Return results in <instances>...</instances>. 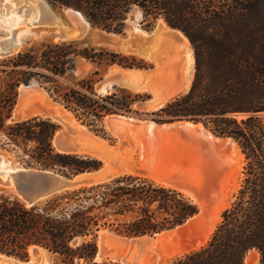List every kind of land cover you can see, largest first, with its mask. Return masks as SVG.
I'll use <instances>...</instances> for the list:
<instances>
[{"label": "trees", "instance_id": "trees-1", "mask_svg": "<svg viewBox=\"0 0 264 264\" xmlns=\"http://www.w3.org/2000/svg\"><path fill=\"white\" fill-rule=\"evenodd\" d=\"M80 10L93 27L122 33L133 7L144 20L163 18L191 42L195 72L188 92L154 111L163 123L188 119L203 123L215 135L233 138L246 157L245 178L235 201L223 213L211 240L199 250L177 258L175 264H246L247 254L260 252L264 264V0H50ZM79 41L48 43L38 55L19 52L0 62L6 75L0 84V135L19 149L32 168L66 176L93 171L102 161L85 154L62 153L53 145L58 125L33 116L11 120L22 83L40 85L83 124L105 134L103 121L133 111L150 95L118 88L99 94L100 71L60 87L75 59L99 65L141 67L135 57ZM199 212L189 196L137 175L58 194L27 205L0 192V252L27 260L31 249H45L58 264H123L98 260L105 230L126 237L154 236L177 229Z\"/></svg>", "mask_w": 264, "mask_h": 264}, {"label": "rangeland", "instance_id": "rangeland-1", "mask_svg": "<svg viewBox=\"0 0 264 264\" xmlns=\"http://www.w3.org/2000/svg\"><path fill=\"white\" fill-rule=\"evenodd\" d=\"M47 1L49 3L45 2L44 0L45 3L42 2L40 3V5L39 4L34 5L29 3L26 4L25 2L19 3L18 5L13 6V11L9 15L6 14V11L3 12V9H6V5H5L6 1L5 0H3V2L0 1V48H3L5 50L11 48L14 49L12 53L9 54H5L0 51L1 64L6 58L16 55L19 52H25L27 50H33L35 53L39 55L41 51L44 49L45 45L48 43L55 44L66 41H79L82 43L79 49H82L83 47L86 46H92L96 48L108 49L116 53L126 55L128 57H135L137 59L138 64L141 65V67L135 66L134 68H137L138 70L140 69L144 71L148 70L154 72V75L152 77L146 78L137 87H133L130 84H126L123 82L109 83L110 81L109 75L111 71L117 68H121L119 67L120 65L118 64L105 66V65H99L93 63L84 58L75 59L73 67L80 66L82 70L75 74L71 69L70 71L74 74V79L72 78L63 79L60 82L61 85L60 87L62 88L64 86L77 83L84 77L87 78L91 77L95 71H100L101 75L95 76L97 79H99L95 84V90L99 94L105 95L107 93L114 92L118 88H127L133 91L134 93L141 92L150 95V98H148L145 102L136 103L133 106V111L130 113L113 114L105 117L103 121V125L105 127V132H106L105 134L97 133L91 127H88L96 135L105 138L111 143H116L118 141V137L107 127L106 124L109 118H111L112 116L119 115L127 118H133L134 120L137 121L139 120L145 121L152 119L154 120L155 116L152 113L159 109L154 107L155 102L158 103V101H162L167 103L176 96H179L189 91L187 86L190 81V75L188 73L189 71H188L187 52L192 49L194 54L193 46L191 42L189 45H184L186 44L185 41L178 37L179 32L169 27L163 18H159L157 20L151 19L150 21H145L142 10L138 7H133L128 13L124 31L122 33H113V32L110 33L101 30L99 28H95L93 27V25L89 27L83 25L82 27H80L79 25L75 24L73 20L70 18L68 14L69 10L66 12L65 6H61L59 4L53 3L50 0ZM42 8L43 10L44 9L47 10V13L50 15L53 13L57 15L53 19V21L49 19H45V16L42 17L43 14ZM36 12L38 13V15H35ZM25 13L32 15L31 16V18H33L32 22H29L28 20L23 18L22 14ZM44 13L46 14V12ZM59 22H62L64 28V31L62 30L60 31V33H58V31L55 29L56 26L55 24ZM65 25L69 26L72 29L69 30L68 28H66ZM168 32L169 34H172L175 39L173 38L166 39L165 37L166 35H168ZM66 36H69V40L68 39L62 40L63 37ZM17 39L18 41L15 42V40ZM194 72H195V62H194ZM105 79L106 82L104 86H102V83ZM5 81H6V75H4L0 70V84L5 83ZM31 81L34 84L33 87L27 89V87L24 86V84L26 83H22L19 88L20 95L22 93L21 90L26 89V93H25L26 97L24 98L25 104L23 103V106L26 105L27 107L26 106L23 107L24 109H22V112H19L17 114H14L15 112L14 110L13 116L15 117L13 120H23L34 116L33 114H29L25 111L27 114H29V116H27V114H24L23 111L26 109L28 110L29 106L33 105L34 103L42 105L44 103V100H46L43 97V94H45L44 93L45 91L47 92L45 88L49 87L50 85L44 84L43 86H41L40 85L41 79L37 80L35 78L32 79ZM17 105L15 109L17 108ZM54 109L55 110L57 109L56 106ZM207 129L211 131L209 128ZM218 149L221 158L227 157L230 160L233 159L231 161L229 160V162L230 164L234 163L235 165L234 164L233 165L236 167V168L234 167L236 170L233 169L232 171L233 174L231 173L228 175L230 177H227V179L230 178L228 179L229 185L225 196L227 198L228 195L226 201L228 203V206L222 209V211L219 212L218 215L215 214L213 207L210 213V221L207 220L206 218L203 225L204 227L201 226L202 228L189 225L179 230L178 233L176 231H173L172 233L165 235V237L163 236L158 243L154 241V239H157L159 234L153 237L154 239L151 241V246L146 256L147 264H175L178 257L183 256L192 251L201 249L203 246L207 245L208 242L211 240L218 225L222 222L224 211L228 209L235 201L237 193L241 188L245 178V174H244V168L246 165L245 154L243 153L244 156L240 160L239 155L235 153L229 146L219 145ZM135 150H134L135 154L133 153L134 156L132 160L135 158L134 159L135 161L147 162L146 159H143L141 155H139V153H141L140 148L137 147ZM0 156H2L0 157V173H3V171L8 170V168L11 165H15V164L23 167H31L27 164L26 159L25 160L23 159V155L19 149H16L13 146L5 144V139L3 138V135L2 137H0ZM122 158L126 159L124 155H122ZM236 162L238 166L236 165ZM16 169H13L11 171H14ZM231 175L234 176V180H233V176ZM229 187L232 189L229 190ZM0 192H3V187L1 185H0ZM218 196H219L218 193L214 194L213 197L214 202H216L217 198H219ZM216 216L217 217L219 216L218 219ZM213 219L216 221V226L211 231L212 233L207 239L208 241L202 244V241L200 242L198 239L195 242L194 245L195 247H192L191 240H192L193 231L200 232V234L203 235V236L201 235L200 237L201 240L202 238L205 237V235L209 231L210 228L207 229L209 227L208 224H210V222ZM107 232L115 237H119V238L126 237L109 230H105L102 234ZM100 241L101 238L99 240V243ZM37 250L38 252L35 253L34 248L31 249L30 258L27 260H22L15 257H10V258H12L13 262L16 263L23 262V264L25 263L58 264L53 254L49 253L45 249H37ZM257 251L252 250L247 254L245 258L246 264L260 263L261 256H259L258 254L260 252ZM104 252L105 254L100 258L98 257V260L101 261L105 259H110L117 261L115 259V256L117 255L116 253H119L118 246H116L113 243L107 244L105 246ZM120 261L123 264H126L123 262V260Z\"/></svg>", "mask_w": 264, "mask_h": 264}, {"label": "bare ground", "instance_id": "bare-ground-1", "mask_svg": "<svg viewBox=\"0 0 264 264\" xmlns=\"http://www.w3.org/2000/svg\"><path fill=\"white\" fill-rule=\"evenodd\" d=\"M0 1L3 2V0H0ZM5 1H6L5 2L6 9H3V12L6 11V14H8V15L11 14V12L13 11V6L18 5L19 3H22V2H25L26 4L29 3V4H34V5H36V4L40 5V3H42V2L45 3L44 0H5ZM42 11H43L42 17L45 16V19H49V20L53 21V19L57 16V15H55V13H53L51 15L48 14L47 10H45V9L43 10V8H42ZM44 12H46V14ZM25 14H22L23 18L28 20L29 22H32V20H33V18H31L32 15L31 14L25 15ZM68 14L75 24L79 25L80 27H82L83 25L87 26L85 19L81 15H79L77 12L69 10ZM35 15H38V13L36 12ZM25 17H27V18H25ZM55 25H56L55 29L58 31V33H60V31H62V30L64 31L62 22L56 23ZM176 31L179 32L178 37L185 41L186 44H184V45H189L190 41L186 37V35H184V33L179 31V30H176ZM171 35L172 34H169V32H168V35H166L165 38L166 39L167 38L168 39L169 38L175 39L173 37V35L172 36ZM63 39H69V36L63 37ZM16 41H18V39L15 40V42ZM166 44H168V43H166ZM187 61H188V71H189L188 73L190 75V81H189V84L187 86L188 90H189L191 87L193 76H194L195 57H194L192 49L187 52ZM119 67H121V66H119ZM145 73H147V72L142 71V70H138V69H128V68L125 69L123 67L117 68V69H114L113 71H111V73L109 75L110 78L108 77L110 79L109 83L114 80L116 82H123V83L129 84V82H126V81H128V80H126L127 78L132 77L133 79H136V81H137ZM118 74L121 75L123 79L124 78L125 79L124 80L123 79L122 80L114 79V77ZM28 88H31V87H27V89ZM21 91H22V93H21L20 98H19V103L17 105V108L15 109L14 114L22 112V109H24L23 107L26 106V105L23 106V103L25 101L24 98H25L26 89L25 90L23 89ZM43 97L46 100L49 98L46 93L43 94ZM165 103L166 102H162V101H158V103L155 102L154 107L160 108V107L164 106ZM61 107L58 108L59 110L57 111L56 114L53 115V117L59 116L60 118H62V120L66 124V125H64L66 130H67L68 126H70L73 129H75L79 134H82L81 132H82V130H85V127L79 124V122L75 119V117L72 113L63 109V107L62 108ZM26 110L23 111L24 114H27ZM27 116H29V114H27ZM107 121H108L107 124L112 127V129L115 131L116 136H118V138H119V145L116 146V148L113 147V151H115L114 153H116V155H117L116 158L118 159V161H121V163H122L121 168L115 169L113 171L112 177H116V176H120V175H124V174H134V175L145 176V177L151 178V180H154L157 183H160V184H163V185H166L169 187H173V188L183 192L184 194H186L187 196L192 198L200 206L199 214L196 215L193 219H191L184 226L177 227V229H174L171 231L163 232V233L158 235L157 239L144 237V238H138L136 240H142V239L146 240L147 239L149 241V244H150L151 241L154 239V241H156L158 243L163 236L165 237V235L172 233L173 231H176L178 233L179 230H181L182 228L187 227L189 225H193V226L198 227V228L204 225V221L208 216L210 208L208 206V203L204 199H200V197H199V193L201 192V190H200L201 187H199V186H201L200 182L202 179L200 177L199 171L197 170L198 169L197 165L194 163H199L200 165H202L204 163L205 165H207L210 168L209 173H208L209 176L213 175V180L216 178L218 181L217 182L218 189H217L216 193H214V194H217V193L219 194V196H218L219 198H217L215 204L213 205L215 214L218 215V213L221 212L222 209H224L225 207L228 206V203L226 202L228 195H227V198L225 196H226V191L228 190V185H229L228 179H230V178L227 179V177H230L228 175L231 174L233 169H235L236 167L234 166L235 165L234 163H231L232 165L230 164V162H229L230 159H228L227 157H224V158L220 157L219 158L217 156V154L215 155L214 150L211 149V147L215 146L216 142H219L221 144H228L227 146H229L235 153H237L239 155V159L241 160L244 155H243L239 145L234 140H232V139H221V138L215 137L212 133H210L208 131V129H205L203 123L194 124V123H190V122H186V121L176 122L172 126L180 127V128L181 127H188L193 131V133L195 135H197V133L199 131H202L203 133L207 134V135H205V134H202V132H201V136H205V138L210 143L207 144L205 151H198L199 149H204L203 147L199 146L198 149L196 147V149L195 148H193V149L189 148L188 150L181 149V151L180 150L179 151L174 150L173 152H171L165 148L166 144L164 145V143L166 140L170 141V138H173L174 135L161 138L162 139L161 143L163 144V147H161L158 143H156V141L154 139V137H160V134L151 138V136H149L147 134V132L145 131L146 130L145 128H147V124H149V123L153 124L152 122L141 121L140 122L141 124L138 125L137 123L139 121L134 120L133 118H127V117L119 116V115L112 116ZM159 128H161V126ZM59 133L60 132H58V134ZM91 135H93V133H91ZM133 137L135 138V140H132ZM97 138L102 144L108 145V142L106 140H104L100 137H97ZM211 138L213 139V141H211ZM137 147L140 148V151H141V153H139V155H141V157L143 159H146V161H147V162H141L143 167L148 169L147 172L142 173L139 170H137V168L135 166H133V164H131L132 163L131 161H133L132 158H133L134 150ZM82 152L90 153L96 157H99L94 153H91V152H88L85 150H78V153H82ZM135 152H136V150H135ZM191 152H194V154L195 153L198 154V156H194V158H191L189 155ZM122 155H124L126 157V159H123ZM231 160H233V159H231ZM236 160H237V158H236ZM103 161L105 162V166L109 165L108 161H106L104 159H103ZM236 165H237V162H236ZM193 168H194L195 172L193 173L191 171V174L187 173L188 176H187V179L185 180V182H182V180H180V182H178V181H175L174 179H168L167 178V175L170 173H174L177 171H178V173H180L181 171H185V170L189 171L188 169H193ZM13 169H16L15 165H11L8 168V170H6V172H10ZM163 173H165V175ZM219 176H220V178H219ZM231 176H233V175H231ZM195 180H197V181H195ZM233 180H234V176H233ZM191 181L194 182V187L197 186V183H199L198 184L199 186H197V188H196L197 190L192 191L191 189H189L187 187L188 182H191ZM230 189H232V188L229 187V190ZM214 194H213V197H214ZM225 198H226V200H225ZM218 217H217V219H218ZM210 224H211V226H210ZM210 224H208L209 227L207 229H209V228L210 229L207 232V234L205 235V237L200 240V237L202 235V234H200V237L198 238L200 242L202 241V244H204L206 241H208L207 239L209 238L210 234L212 233L211 231L216 226V221L213 219L210 222ZM110 243L115 244L119 248V253H116L117 255L115 256L116 260H118V259H119V261L123 260V262L126 264H144L141 262V260L139 263L138 262L134 263V258H136L139 253H138V250L136 248L131 249L132 250L131 252H130V250H127L128 247L130 248V246H131V241H126V239H124V238L115 237V236L109 234L108 232L101 235V241L99 243L100 244L99 245L100 246L99 256H98L99 258L102 256V253H105L104 252L105 246L107 244H110ZM194 245H195V243H193L191 246L195 247ZM147 250L148 249H146V251ZM1 258H2V261H4V263L16 264L15 262L12 261V258H10V257L3 255V256H1ZM10 262H13V263H10ZM18 264H23V262H19ZM25 264H27V263H25Z\"/></svg>", "mask_w": 264, "mask_h": 264}, {"label": "water", "instance_id": "water-1", "mask_svg": "<svg viewBox=\"0 0 264 264\" xmlns=\"http://www.w3.org/2000/svg\"><path fill=\"white\" fill-rule=\"evenodd\" d=\"M45 2L49 3L47 0H45ZM65 9H66V12L68 10H72V11L77 12L79 15H81L85 19V22H86L88 27L92 26L89 19L80 10H77V9H75L73 7H69V6H65ZM65 26L69 30L72 29L67 25H65ZM62 40H64V39H62ZM13 50L14 49H12V48L8 49V50L0 48V51L5 53V54L12 53ZM123 68H125V69L126 68L137 69L134 67H132V68L123 67ZM81 70L82 69L80 66H75L72 68V71L75 74ZM142 71H144V70H142ZM145 71H147V73H145L137 81H136V79H133L131 77V78H127L126 80H128V81H126V82H129V84H131V86H133V87H137L146 78H150L154 75V72H151L148 70H145ZM114 79L122 80L123 78L121 75L118 74L114 77ZM105 81H106V79L103 81L102 86L104 85ZM110 83H116V81L113 80ZM33 85L34 84L32 81H29L28 83L24 84V86H26V87H32ZM45 93L47 94V96L49 98L47 100H44V103L42 105L34 103L33 105L29 106V109L26 110L27 113L33 114L34 116H42L45 118H49V119L53 120L58 125V130H57V132L53 138V145L56 148V150H58L59 152H62V153L85 154V155H90L92 157H96L90 153H78V150H85V151L94 153L97 156H99L96 158H98L102 161V166L96 170H93V171H85V172H80V173L74 174L72 176H66V175H63L61 173H58V172H55L52 170L32 168V167H23V166L15 164V166L17 167L16 170L10 171V172L3 171V173H0V185L3 187L4 193L11 194L12 196L19 198L24 203L31 206V205H36V204L42 203V202H44V201H46V200H48V199H50V198H52L58 194H62V193L68 192V191H73V190L83 188V187H91L94 185L103 184V183L109 182V181H111L117 177H120V176L133 175V174H124V175L112 177L113 171L115 169H119L122 167L121 161H118V159L116 158L117 155H116V153H114L115 151H113V147L116 148V146L119 145V138H118V141L116 143H111L108 140H106L105 138L96 135L94 132H92L88 128V126H86L85 124L80 122L72 112H70L64 106H62L63 109L72 113L74 115L75 119L82 126L85 127V130H82V132H81L82 134H79L75 129H73L70 126H68V128L66 130V128L64 127V125H66V124L62 120V118H60L59 116L53 117V115L56 114L57 111L59 110L58 108H60L59 105H61V104L58 101H56L53 97H51L49 93H47L46 91H45ZM19 95H20V93H19ZM18 100H19V98H18ZM55 106L57 108L56 110L54 109ZM14 117L15 116H12L11 120H13ZM141 121L142 120H139V122L137 124L140 125ZM145 121L153 123V124H150V123L147 124V128H145L146 129L145 131L147 132V134L149 136H151V138L160 134V137H154V139H155L156 143H158L161 147H163V144L161 143L162 142L161 138L168 137L171 135H174V137L176 136L175 138L174 137L170 138V141L166 140L164 143V145L166 144L165 148L171 152H173L174 150H178V151L180 150L181 151V149L188 150L189 148H191V149L195 148L196 149V147L198 149L199 146L203 147L204 149H199L198 151H205L207 144L210 143L205 138V136H201L202 131H199L197 133V135H195L193 133V131L188 127H181L180 128V127L172 126L176 122L186 121V122H190V123H194V124H198V122L191 121L188 119H181V120H177V121L163 122V123H159L153 119L152 120H145ZM160 126H161V128H159ZM107 127L115 134V131L112 129L111 126H109L107 124ZM205 129H207V128L205 127ZM58 132H60V133L58 134ZM209 132L212 133L217 138L234 140L231 137L223 138V137L215 135L211 131H209ZM91 133H93V135H91ZM202 134H205V133L202 132ZM205 135H207V134H205ZM0 137H2V135H0ZM97 137H100V138L106 140L108 142V145L102 144L98 140ZM132 140H135V138L133 137ZM211 141H213L212 138H211ZM219 145L227 146L228 144H221V143L219 144V142H216V145L211 147V149L214 150V154L215 155L217 154V156L220 158L221 156L219 155V149H218ZM195 154H194V152H191L189 155L191 158H194V156H198V154H196V155ZM133 156H134V154H133ZM0 157H2V156H0ZM102 158L104 160L108 161V163H109L108 166H105V162L103 161ZM131 162H132L131 164H133V166H135L137 168V170H139L140 172H142V173L147 172L148 169L144 168L140 161L138 162V161H135L133 159V161H131ZM194 164L197 165V168H198L197 170L199 171L200 177L202 179L200 182L201 186H199L198 185L199 183H197V186L201 187V189H200L201 192L199 193V197H200V199H204L208 203L210 211L208 213L207 220L210 221V213H211V210L213 208V205L215 204L213 194L216 193V191L218 189V185H217L218 181L216 178L213 180V175L209 176L208 173H209L210 168L207 165H205L204 163L202 165H200L199 163H194ZM188 170L189 171H186V170L181 171L180 173H178V171L174 172V173H170L167 175V178L168 179H174L175 181H178V182H180V180H182V182H185V180L187 179V176H188L187 173L191 174V171L193 173L195 172L194 168L188 169ZM163 174L165 175V173H163ZM137 176H141V175H137ZM142 177H145V176H142ZM146 178H148V177H146ZM219 178H220V176H219ZM195 181H197V180H195ZM197 186L194 187V182L191 181V182H188L187 187L189 189H191L192 191H195V190H197L196 189ZM167 187H169V186H167ZM170 188H173V187H170ZM211 204H212V206H211ZM199 212H200V207H199ZM199 212L196 215H198ZM194 217H192L191 219H193ZM191 219H189L185 224H187ZM185 224H183L181 226H184ZM181 226H179V227H181ZM157 235L158 234H156L154 236L144 235V236H135V237H125L124 238V239H126V241H131V246H130V248L128 247L127 250H130V252L132 251L131 249H134V248H136L138 250L139 254L136 258H134V263H137V262L139 263L141 260L142 263L147 264L146 256H147V254L149 252V248L151 246V243L149 244V241L147 239L146 240H143V239L142 240H136V239L144 238V237L153 238ZM199 237H200V232H194L193 231L192 240H191L192 244L195 243ZM146 249H148V250L146 251ZM34 252L37 253L38 250L34 249ZM104 254L105 253H102V256ZM3 255H5L7 257H11V256H8V255L0 252V264H7V263H4V261H2L1 256H3ZM98 256H99V254H98ZM98 256H97V258H98ZM10 263H13V262H10ZM18 263L19 262H17L16 264H18Z\"/></svg>", "mask_w": 264, "mask_h": 264}, {"label": "crops", "instance_id": "crops-1", "mask_svg": "<svg viewBox=\"0 0 264 264\" xmlns=\"http://www.w3.org/2000/svg\"><path fill=\"white\" fill-rule=\"evenodd\" d=\"M253 251H257V250H253ZM257 252H258V251H257ZM258 254H259V256H261L260 253H258Z\"/></svg>", "mask_w": 264, "mask_h": 264}]
</instances>
